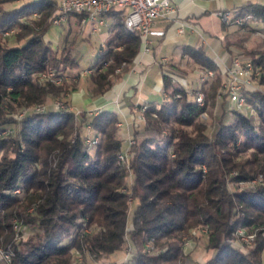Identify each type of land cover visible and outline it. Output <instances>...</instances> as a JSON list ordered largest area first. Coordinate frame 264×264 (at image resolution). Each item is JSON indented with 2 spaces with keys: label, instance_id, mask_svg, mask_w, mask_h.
Returning <instances> with one entry per match:
<instances>
[{
  "label": "trees",
  "instance_id": "16d2710c",
  "mask_svg": "<svg viewBox=\"0 0 264 264\" xmlns=\"http://www.w3.org/2000/svg\"><path fill=\"white\" fill-rule=\"evenodd\" d=\"M10 1L0 0V246L12 256L0 264H75L78 253L115 264L126 247L130 264H262L264 49L234 53L226 47L229 62L238 55L258 70L252 87L240 93L245 106L231 108L223 73L202 48H190L202 76L212 71L213 77L191 91L172 86L163 74L167 99L143 111L138 106L144 119L132 118L134 142L122 162L119 117L71 106L80 76L68 73L79 66L74 43L65 40L53 49L44 39L56 2L10 7ZM233 15L244 23L229 25L264 32L250 25H264V3L246 0ZM71 16L79 20L82 14ZM103 17L109 33L89 66L93 98L130 70L142 42L139 31L125 27L122 10ZM51 68L58 82L38 80ZM197 92L203 104L196 102ZM209 106L217 110L208 124L203 115ZM93 136L98 141L90 145L86 139ZM14 224L18 233L27 231L24 239ZM199 227H205L203 247L211 251L202 263L191 260L185 246L186 238L198 240L192 230ZM238 228L253 233L251 244L234 245Z\"/></svg>",
  "mask_w": 264,
  "mask_h": 264
},
{
  "label": "crops",
  "instance_id": "0c3cea01",
  "mask_svg": "<svg viewBox=\"0 0 264 264\" xmlns=\"http://www.w3.org/2000/svg\"><path fill=\"white\" fill-rule=\"evenodd\" d=\"M33 1L38 0H13L9 2V6L16 7ZM169 1L175 11L168 17L156 19L151 25L153 31L162 33L148 35V50H144L141 42L130 70L114 83L107 94L91 97L87 92L89 84L78 86L77 90L70 94L74 109L99 107L102 111L115 113L123 123L119 127V134L126 142L130 121L134 118L138 106H157L167 99L166 92L162 90L163 74L170 76L172 86L185 90L192 91L204 83L202 71L190 55V48H202L222 74L230 65L226 47L237 53L248 49L250 44L247 30L234 25H224L219 17L222 10H229L233 14V10L246 0ZM106 25L105 22L95 25L88 20L82 22L81 18L76 20L71 16L62 26L51 25L45 32L44 39L53 49H57L61 48L65 40L69 41L72 37V41H75L80 37L81 41L74 47L77 57L79 47H82L81 42L90 36H98L100 45L103 43L109 33ZM62 34H65V38L59 46ZM169 67L180 71L184 77L169 72ZM193 74H196L195 83H189L187 77ZM262 253L261 258L264 255Z\"/></svg>",
  "mask_w": 264,
  "mask_h": 264
},
{
  "label": "built area",
  "instance_id": "2783aa9c",
  "mask_svg": "<svg viewBox=\"0 0 264 264\" xmlns=\"http://www.w3.org/2000/svg\"><path fill=\"white\" fill-rule=\"evenodd\" d=\"M57 13L55 14L54 21L52 25L60 26L66 19L67 14L81 13V21L86 20L93 22V24H102L104 22L103 15L110 9H120L123 11V19L129 20L131 25L135 26L136 29L141 31L142 43L144 50H148V35L156 32L151 29V25L156 19L165 18L170 16L174 11L173 5L169 0H56ZM35 15V14H34ZM221 22L224 25L234 24L238 26V21H244L241 17H234V15L229 10H222L219 13ZM246 19L250 18V15H246ZM10 32V30L5 31L4 34ZM248 59H242L238 55H234L231 59L230 65L224 70L223 74L227 77V87L225 91L228 96L229 106L232 108H242L245 103L242 101L234 100V93H242L243 89L252 87L251 77L252 75H257L258 71L249 70ZM91 71H82L81 75L89 74ZM58 73L54 69H49L39 76L42 81L49 79L55 82L59 81ZM210 78L208 73L202 77L203 80ZM203 104V98L195 99ZM56 106L63 107L62 102L54 101ZM97 108L94 107L86 109L88 114L94 113ZM145 109V107H142ZM42 109H37L41 111ZM99 110V109H98ZM17 117H22V115H16ZM144 119V118H139ZM123 123L120 122V126ZM130 126V125H129ZM87 139H93L92 137H87ZM86 139V142H87ZM127 146L120 151V153L125 150H129L130 144L134 141L129 136ZM240 233L243 237V241L250 243L253 238V233H246L244 229L241 228ZM0 250H4V261H9V255L7 254V249L2 245ZM128 251H131L130 247H127ZM129 257H125L122 264H130Z\"/></svg>",
  "mask_w": 264,
  "mask_h": 264
},
{
  "label": "rangeland",
  "instance_id": "374dc122",
  "mask_svg": "<svg viewBox=\"0 0 264 264\" xmlns=\"http://www.w3.org/2000/svg\"><path fill=\"white\" fill-rule=\"evenodd\" d=\"M251 1H257V2H260V3H264V0H251ZM9 4H11V3L8 2L6 5L9 6ZM230 4L231 3H229V5ZM250 25H253V26L257 25L258 26L257 28L264 27V25H262V23H260V22L259 23L258 22H256V23L251 22ZM10 30H12V29H10ZM10 33H8V34H10ZM247 33H248V36H249V39H250V41H249L250 44H249V46H247L248 49H251V50L264 49V32H258V31H254L253 30V31H248ZM64 36H65V34H62V37H61L62 39H60L59 46H60V44H63L62 41L65 38ZM236 39H239V38H236ZM80 41H81L80 37H78L75 41H73L74 47ZM69 42L70 43L72 42V37L70 38ZM9 43L13 44V41L11 40V41H9ZM81 43H82V47H79V50L77 52L78 53L77 57L79 56L78 57L79 66L76 69H70L69 72H68V73H73L72 76L75 75L76 73L80 74V76L77 78L78 86L89 84L88 74L81 75V72L82 71H89V70L92 71V69L89 68V66L94 61V58L96 56V52H97L98 47L100 45V41H99L98 36L94 35V36H90L89 39H86L85 41H82ZM72 76H70V77H72ZM195 77H196V74L188 76L187 77V81L189 83H191V82L195 83ZM212 77H213V72H212V75H211L210 78H212ZM226 78H227L226 74H223V80H222L223 90H224V87H225L224 84L226 82L225 81ZM39 79H40V76H38V80ZM56 101L61 102L60 100H56ZM71 106H72V104H71ZM143 106H146V105H143ZM38 108H43V106L37 107L36 109H38ZM98 109L99 108H97V110L94 113L99 112L100 109L99 110ZM208 109L210 110V112H207L205 115H203V120H205L206 123L209 124L210 122H212V120L215 119L214 116H215L217 107L215 106L214 108L213 107L211 108L209 106ZM77 110H79V109H77ZM141 111H143L142 108H141ZM19 112L20 111L14 113V115H22L23 114L22 112L21 113H19ZM134 115L136 116V121L137 122L140 121L139 118H144V116L142 114H139L138 111H136ZM130 122H132V120ZM117 125H118V127H121L120 126V122H118ZM130 129H131V126H130ZM207 132L208 133L210 132V128L209 127H208ZM92 138H95L96 142L98 141V136H93ZM123 142H124L123 146L126 147L127 144H128V140H127V142L125 140ZM87 143H89L90 145H93V143L88 142V139H87ZM117 158L120 160L118 155H117ZM120 161L125 162V159L124 160L121 159ZM254 183L255 182L252 181V182L248 183L247 185H250V184L252 185ZM131 201H132V199H131V197H129V203H131ZM129 216H130V212H129ZM15 225H17V224H14V226ZM14 226H13V229L15 230L16 235H17V233L19 231H21V229L19 231H17ZM17 226L19 227V225H17ZM240 230H241V228H238L236 230V235H237L238 239H236L233 242L234 245H240V244H244V243L245 244H251V242L247 243V242L243 241V237H242V235L240 233ZM192 233H193V235L195 237L198 236V240L195 242V241H193V239L192 240H188L185 237L186 240H187L185 246L189 248L188 250L190 252V259L194 260L196 262L202 263V262L206 261L211 255V251H209V250L207 251L203 247L204 246V242L203 241L205 240V236L207 234V231H206L205 227H199L197 229H193ZM26 235H27V231H22L21 233H18L17 238L18 239H24L26 237ZM9 250H11V249H9ZM262 254H264V253H262ZM75 255H76L75 264H102V261H103V260H91L87 254H85V255L82 254L81 255V254L78 253V254H75ZM130 255H131V251H128L127 247H126L124 252H123V254H120V256H116V257L113 258L115 260V264H122L123 261H124V258L125 257H129L130 258ZM10 258H9V260H10ZM3 259H4V257L1 258V256H0L1 263H2V261H4ZM188 261L189 260H187V262ZM4 262L6 263V261H4ZM262 264H264V255H262Z\"/></svg>",
  "mask_w": 264,
  "mask_h": 264
},
{
  "label": "bare ground",
  "instance_id": "6f19581e",
  "mask_svg": "<svg viewBox=\"0 0 264 264\" xmlns=\"http://www.w3.org/2000/svg\"><path fill=\"white\" fill-rule=\"evenodd\" d=\"M54 1L56 2V0H54ZM56 13H57V7H56V9H55V14H56ZM54 18H55V15H54V17H53V19H52V22L54 21ZM243 23H244V21H238V26L242 25ZM124 25H125V27H126L128 30H130V31H135V30H137V31H139L140 34H141V31H140L139 29H136L135 26L131 25V23H130L129 20H124ZM10 32H11V30H10ZM10 32H8V33H10ZM8 33H6V34H8ZM250 60H251V59H250ZM255 67H256V66H255ZM255 67H254V65H253V61H252V62L249 61V70H250V71H258L257 69H254ZM89 71H90V70H89ZM207 73H208V76L211 77L212 72H211V71H208ZM225 81H226V82H225L224 86L227 87V78H226ZM197 93H198V92H197ZM201 98H203V95H202L201 92H199V93L197 94V96H196L195 99H201ZM234 100L242 101L243 103H245L244 97H243L240 93H234ZM196 102H197V103H201V102H199L198 100H196ZM62 104H63V103H62ZM142 107H145V106H142ZM38 109H42V108H38ZM36 110H37V109H36ZM143 110H144V109H143ZM88 142H91V143L94 144V143H96V139H95V138H93V139H88ZM128 155H129V150H125L124 152L119 153V154H118V157H119L120 159L124 160V159H127ZM14 227H15V229H16L17 231H19V230L21 229L20 226L18 227L17 225H15ZM7 254L9 255V258L12 256V252H11L10 250H7ZM0 256H1V258L4 257V250H0Z\"/></svg>",
  "mask_w": 264,
  "mask_h": 264
}]
</instances>
